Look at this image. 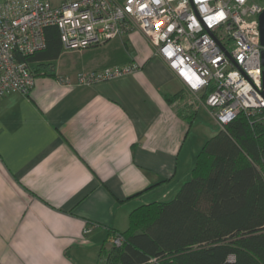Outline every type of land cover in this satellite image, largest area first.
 I'll list each match as a JSON object with an SVG mask.
<instances>
[{
	"label": "crops",
	"instance_id": "0c3cea01",
	"mask_svg": "<svg viewBox=\"0 0 264 264\" xmlns=\"http://www.w3.org/2000/svg\"><path fill=\"white\" fill-rule=\"evenodd\" d=\"M127 64L137 69L78 83ZM36 76L29 94L0 99V264H98L133 209L176 195L221 127L201 123L195 138L198 108L137 31L63 51Z\"/></svg>",
	"mask_w": 264,
	"mask_h": 264
},
{
	"label": "built area",
	"instance_id": "2783aa9c",
	"mask_svg": "<svg viewBox=\"0 0 264 264\" xmlns=\"http://www.w3.org/2000/svg\"><path fill=\"white\" fill-rule=\"evenodd\" d=\"M263 10L258 0H3L0 99L12 92L27 95L34 87L36 73L23 57L45 48L46 27L58 28L63 51L104 45L137 31L193 94L186 104L205 107L223 128L241 112L264 109ZM136 69L127 64L82 71L77 80L92 84ZM110 241L120 246L124 238L115 233ZM223 264H236L235 255Z\"/></svg>",
	"mask_w": 264,
	"mask_h": 264
},
{
	"label": "trees",
	"instance_id": "16d2710c",
	"mask_svg": "<svg viewBox=\"0 0 264 264\" xmlns=\"http://www.w3.org/2000/svg\"><path fill=\"white\" fill-rule=\"evenodd\" d=\"M45 37L43 50L23 57L37 74L63 52L56 26ZM118 233L123 243L105 242L98 264H223L231 254L264 264V109L241 112L206 140L176 195L136 207Z\"/></svg>",
	"mask_w": 264,
	"mask_h": 264
},
{
	"label": "rangeland",
	"instance_id": "374dc122",
	"mask_svg": "<svg viewBox=\"0 0 264 264\" xmlns=\"http://www.w3.org/2000/svg\"><path fill=\"white\" fill-rule=\"evenodd\" d=\"M54 2H58V1H60V0H53ZM258 1H261L263 4H264V0H258ZM110 42V41H109ZM107 44V43H106ZM105 45V44H104ZM99 46H102V45H99ZM93 47V46H92ZM88 48V47H87ZM86 49V48H85ZM83 50V49H82ZM82 50H80V51H82ZM107 68V67H106ZM104 69V68H103ZM103 69H100V70H103ZM85 71H95V70H85ZM60 77V76H59ZM58 77V78H59ZM185 93L187 94H185L184 95V103H188L189 102V99L190 100H193L194 99V96H193V94L192 93H190L189 91H185ZM198 121L196 122V125L194 124V126H197L198 127V132H197V134H196V136H195V138L196 139H199L200 138V136H201V128H200V125L199 124H201V123H205V122H208L209 124H210V126L212 127V130H213V132L214 131H218L219 129H220V126H219V124L215 121V119L211 116V114L209 113V111L206 109V108H204L203 106H199V108H198ZM211 130V131H212ZM194 135V134H193ZM173 197H168V198H164V199H156L157 201H168V200H171ZM111 246V245H110Z\"/></svg>",
	"mask_w": 264,
	"mask_h": 264
},
{
	"label": "water",
	"instance_id": "95a60500",
	"mask_svg": "<svg viewBox=\"0 0 264 264\" xmlns=\"http://www.w3.org/2000/svg\"><path fill=\"white\" fill-rule=\"evenodd\" d=\"M260 32H261V44L264 47V10L259 16ZM262 63L264 65V49L262 51ZM263 84H264V71H263Z\"/></svg>",
	"mask_w": 264,
	"mask_h": 264
}]
</instances>
